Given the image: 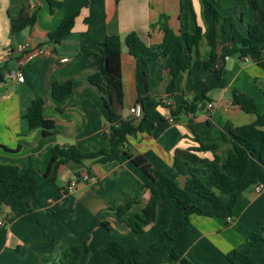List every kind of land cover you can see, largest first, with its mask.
<instances>
[{
    "label": "crops",
    "instance_id": "obj_1",
    "mask_svg": "<svg viewBox=\"0 0 264 264\" xmlns=\"http://www.w3.org/2000/svg\"><path fill=\"white\" fill-rule=\"evenodd\" d=\"M51 1L62 5L52 9ZM210 1L216 2L224 17L234 20L243 36L250 25L264 21V0ZM73 15L77 18L71 33L59 43L51 41L49 35ZM166 17L176 33L202 29V40L191 55L194 62L207 63L214 54L211 70L201 68L193 76L186 73L173 84L170 63L161 50ZM130 33H136L159 57L147 66L132 57L125 44ZM114 35L123 43L122 119L131 121V109L137 104L148 113L143 132L130 137L126 149L168 176L175 172L177 153H190L181 160L186 165L181 184L190 175L208 184L215 157L223 164L234 150L230 129L256 121V115L233 103L234 91L252 98L258 113L264 112V52L241 56L231 27L218 24L204 0H0V166L21 168L31 159L40 171L41 186L28 214L20 213L11 199L0 205V264H69L63 252L71 247L90 250L83 254L84 264H122L107 252L110 242L127 249L137 247L143 264L149 247L158 245L164 233L169 238L167 248L171 244L177 256L175 264H230L229 254L246 251L252 234L264 238V167L257 157H251L247 171L256 184L238 196L233 213L229 214L230 196L228 205L217 210L221 216L194 215L185 222L184 213L160 191L157 220L145 225L144 234L139 235L128 223L143 216L151 191L144 188L147 176L128 157L106 164L70 162L54 166L45 176L56 147H75L83 154L110 149L109 114L100 90L89 78L105 79L103 43ZM25 44L46 53L25 60V53L18 52ZM12 71H21L23 81L6 80ZM217 72H222L225 88L209 92L207 101L199 92L197 109L182 112L184 102L192 104L195 97L192 80L214 86ZM68 81H75L74 93L59 103L52 96L53 85ZM37 98L44 101V115L58 126V133L43 136L41 130H30L25 114ZM201 145L218 147L203 151ZM84 175L92 180L82 182ZM73 182L77 186L70 190ZM256 186L262 187L261 193L255 192ZM135 198L137 203L123 216L113 210ZM198 205L205 212L213 211L208 202ZM250 257L255 264H264V249ZM156 262H161L158 253Z\"/></svg>",
    "mask_w": 264,
    "mask_h": 264
},
{
    "label": "trees",
    "instance_id": "obj_2",
    "mask_svg": "<svg viewBox=\"0 0 264 264\" xmlns=\"http://www.w3.org/2000/svg\"><path fill=\"white\" fill-rule=\"evenodd\" d=\"M205 6L214 20L224 26L228 24L233 33V41L240 47L238 52L241 56L248 53L264 52V21L261 24L250 25L247 28V36H243L236 30V24L232 18L224 17L216 2L204 0ZM62 4L51 1L52 9L60 7ZM253 5L258 9L256 1ZM77 15L66 17L59 27L49 35L51 41L59 43L63 41L72 31ZM162 27L164 30V39L161 50L170 63V76L173 84L188 74L193 76L201 68L211 70V63L216 61L213 54L210 62L202 63L198 59L193 61L192 51L198 49L202 40V29L197 27L194 34L176 33L169 24L168 18L163 20ZM125 44L129 54L136 60L142 62L145 66L152 63L159 57V54L151 50L136 33H130L125 38ZM122 39L118 35L107 37L103 46L106 52V72L105 79L100 75L91 76L90 83L97 86L102 94V100L109 114L111 123L110 132V149L100 150L95 153L83 154L75 147L53 149V157L48 171L45 176H49L54 166L70 162L82 163L84 160H94L97 163L106 164L119 161L122 156L128 157L132 163L140 168L147 176L148 181L144 185L151 191V198L143 210V216H137L136 220L129 222L128 226L135 234H144V226L154 224L158 216V206L160 202V191L166 192L173 200L176 207L185 215V222L191 216L214 217L221 216L217 210L228 205L229 197L233 201L229 203V214L233 213L238 196L256 184V179H249L247 171L250 167L251 157H257L264 167V112L258 113V107L255 101L238 91L233 93V103L239 106L245 113L256 115L254 123L231 128L229 134L234 139V150L231 151L222 164L220 157H215L210 164L213 171L210 175L209 183L206 184L197 175H190L184 184L179 181L180 176L186 173V165L181 161L188 152H178L175 158L174 174L165 175L161 171L154 169L145 158L134 156L126 149L130 137L136 136L143 132V124L148 120V113L144 111V117L139 123L124 121L120 110L123 107L124 88L122 82ZM217 84L208 86L207 82L194 81L192 85L195 97L192 104L185 101L182 106V112L190 113L197 109L195 102H199L201 92L204 101H207V94L214 89H223L226 86L222 78V72L216 73ZM104 84V85H103ZM75 90V81H68L64 84L55 83L52 88V96L59 103L69 98ZM31 131L41 130L43 136L58 133V126L51 120L46 119L44 115V101L37 98L32 101L25 114ZM217 145H201L200 149L208 151L216 149ZM223 165V168L221 167ZM40 171L34 166L32 160H28L23 167L13 165L0 166V205L11 199L15 207L22 214L31 212V203L36 200L38 191L41 186L38 184ZM139 198L133 199L125 206H115L113 208L119 217L128 212L131 207L137 203ZM199 201H205L212 205L213 211L205 212L198 205ZM168 238L167 234L160 236L161 244L149 247L147 254L149 260L147 264H159L156 262V252L160 251L164 240ZM264 249V238L260 233L252 234L250 237L249 248L246 251H232L228 256L230 264H255L250 254ZM107 252L119 260L122 264L133 262L140 264L141 252L137 247L130 249L125 248L118 242H110L107 245ZM83 254H90V250H83L78 247H71L63 252V256L70 259L69 264H84L82 261ZM173 256L176 258L175 251Z\"/></svg>",
    "mask_w": 264,
    "mask_h": 264
},
{
    "label": "built area",
    "instance_id": "obj_3",
    "mask_svg": "<svg viewBox=\"0 0 264 264\" xmlns=\"http://www.w3.org/2000/svg\"><path fill=\"white\" fill-rule=\"evenodd\" d=\"M18 52L24 54V58L25 60H32L34 57L38 56V55H43L46 53V50H43V49H40V50H37V49H33L29 44H25V45H22L18 48ZM245 61H247L248 59L245 57L244 58ZM66 61V60H64ZM22 63V62H21ZM23 75L21 73V71H12L10 72L7 76H6V80H17V81H20L22 82L23 81ZM3 84L2 82H0V85ZM208 108L209 109H213V105L212 104H209L208 105ZM131 122H134V123H138L140 122L143 117H144V111H143V107L142 105L140 104H137L135 105L132 109H131ZM82 182H90L92 179L89 175H84L83 177H81L80 179ZM77 186V183L76 182H73L71 184V186L69 187L70 190L74 189L75 187ZM255 192L256 193H261L262 192V187L261 186H256L255 187ZM228 221L231 222L232 219L231 218H228ZM3 223L0 222V226H2Z\"/></svg>",
    "mask_w": 264,
    "mask_h": 264
},
{
    "label": "rangeland",
    "instance_id": "obj_4",
    "mask_svg": "<svg viewBox=\"0 0 264 264\" xmlns=\"http://www.w3.org/2000/svg\"><path fill=\"white\" fill-rule=\"evenodd\" d=\"M168 239L169 238H166L164 240V244L161 246L160 251L156 252V254L157 253L159 254V260L161 261L160 263L158 262L159 264H175L176 258L173 256V251H172L173 247H171V244H168L169 247L167 248V243L166 242H167ZM159 240L160 239H158L157 243L159 242ZM158 244H161V241ZM161 250H162V252H161ZM159 252H161V253H159ZM144 257L146 258V260H144L145 262L143 264H147V262L149 260V256H148V260H147L146 256H144ZM167 258H169L168 261H166Z\"/></svg>",
    "mask_w": 264,
    "mask_h": 264
},
{
    "label": "water",
    "instance_id": "obj_5",
    "mask_svg": "<svg viewBox=\"0 0 264 264\" xmlns=\"http://www.w3.org/2000/svg\"><path fill=\"white\" fill-rule=\"evenodd\" d=\"M206 105L203 106V108H205Z\"/></svg>",
    "mask_w": 264,
    "mask_h": 264
}]
</instances>
